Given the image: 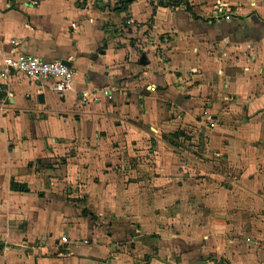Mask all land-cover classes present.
<instances>
[{"label":"crops","instance_id":"1","mask_svg":"<svg viewBox=\"0 0 264 264\" xmlns=\"http://www.w3.org/2000/svg\"><path fill=\"white\" fill-rule=\"evenodd\" d=\"M123 1L0 0V264H264V0Z\"/></svg>","mask_w":264,"mask_h":264},{"label":"built area","instance_id":"2","mask_svg":"<svg viewBox=\"0 0 264 264\" xmlns=\"http://www.w3.org/2000/svg\"><path fill=\"white\" fill-rule=\"evenodd\" d=\"M15 1L7 0V3L10 4ZM210 17L213 19H230V5L225 1L218 0L211 10ZM127 23H133V20H127ZM10 44L11 49L3 58L2 77L6 78L10 73H19L28 80L38 83L51 79L52 89L60 93H64L72 87L73 70L62 61H45L34 55L27 54L18 48L19 41L16 39H11ZM104 94H107V91H104Z\"/></svg>","mask_w":264,"mask_h":264},{"label":"trees","instance_id":"3","mask_svg":"<svg viewBox=\"0 0 264 264\" xmlns=\"http://www.w3.org/2000/svg\"><path fill=\"white\" fill-rule=\"evenodd\" d=\"M130 2V0L129 1H123V8H121L122 10L125 8V6L128 4ZM178 133H174V138H177L178 137ZM13 187H14V185H13Z\"/></svg>","mask_w":264,"mask_h":264},{"label":"water","instance_id":"4","mask_svg":"<svg viewBox=\"0 0 264 264\" xmlns=\"http://www.w3.org/2000/svg\"><path fill=\"white\" fill-rule=\"evenodd\" d=\"M62 62L68 66V63L67 62H65V61H62Z\"/></svg>","mask_w":264,"mask_h":264},{"label":"rangeland","instance_id":"5","mask_svg":"<svg viewBox=\"0 0 264 264\" xmlns=\"http://www.w3.org/2000/svg\"><path fill=\"white\" fill-rule=\"evenodd\" d=\"M179 146H176V148H178Z\"/></svg>","mask_w":264,"mask_h":264}]
</instances>
